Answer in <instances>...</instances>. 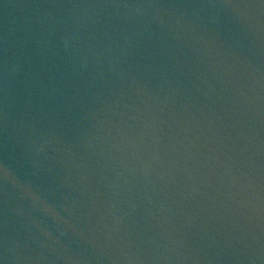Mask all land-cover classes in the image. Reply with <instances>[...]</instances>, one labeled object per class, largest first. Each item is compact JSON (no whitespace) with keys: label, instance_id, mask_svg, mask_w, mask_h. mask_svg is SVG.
I'll return each mask as SVG.
<instances>
[{"label":"water","instance_id":"1","mask_svg":"<svg viewBox=\"0 0 264 264\" xmlns=\"http://www.w3.org/2000/svg\"><path fill=\"white\" fill-rule=\"evenodd\" d=\"M0 264H264V0H0Z\"/></svg>","mask_w":264,"mask_h":264}]
</instances>
